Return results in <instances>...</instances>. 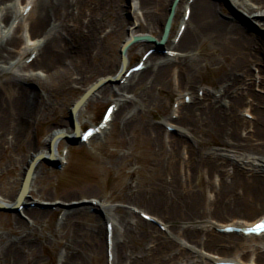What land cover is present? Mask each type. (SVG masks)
Returning a JSON list of instances; mask_svg holds the SVG:
<instances>
[{
    "label": "bare ground",
    "instance_id": "1",
    "mask_svg": "<svg viewBox=\"0 0 264 264\" xmlns=\"http://www.w3.org/2000/svg\"><path fill=\"white\" fill-rule=\"evenodd\" d=\"M10 1L0 0L1 169L7 170L8 168H5L2 159L8 158L6 163H15L23 155L28 154L34 144L32 135L36 122L47 123L50 135L41 144L42 151L30 157L23 179L29 166L39 155L47 158L53 154L54 160L66 163L60 157L59 146L62 140H66L65 137L74 139L77 132L74 130L71 115L68 119L71 130L67 127V121H62L54 116L56 111L51 106V98L54 95L66 96L73 90L82 87L88 72L85 61L86 50L89 47H95L93 60L97 61L96 64L104 72L110 71L111 64L106 65L104 61L109 58L106 49L109 45L112 46L110 44L111 39L119 40L120 37L126 34L125 44L132 38L146 36H143L142 32L150 34L148 36L152 38L159 32L162 38L165 32L164 23L169 19L172 12L170 36L173 24L180 19L179 8L184 6L183 13L185 14L186 10L189 9L190 18L186 22L183 20L182 25L186 28L177 42L166 41L162 46L163 48L157 47L150 40L144 41L141 39L138 42L131 43L124 54L125 61L120 52L119 64L122 66L119 69L120 65H118L113 77L119 75V79L124 77L121 72L129 70L131 48H137L140 44L150 43L161 51H165V45L168 44L172 47V49H168V52L176 54L167 55L162 53V62H159L160 58L154 52L149 54L144 62V70L140 73H132L129 78H124L123 84H118L119 93L122 92L121 95L114 91L111 93L109 88L113 82H106L92 93L88 98V102L93 101L94 95L98 91L100 95L105 97L111 96L112 98L116 96L119 98V100H116L117 103L115 102L117 112L122 113L129 109L128 103L131 99L130 95L123 94V91L136 86L142 91L143 97H147L150 104L157 103L161 106V102L152 96V90L160 91L162 86L170 87L171 84L175 83V69H178L176 80L178 89L186 87L194 90L198 86L195 74L200 70V60L195 57V52L198 49L208 50L207 53L210 55L211 63L217 69L218 74V87L214 88V95L208 90H204L202 96L192 94L189 103H178V110L174 113L178 116L177 118L171 117V124L168 123L167 125L173 126L172 132L178 131L182 136L194 139L199 145L204 142L212 143L214 137L223 142L226 151L238 153L242 150L245 153H250L249 155H243L238 160L233 159V155L230 154H220L215 151L207 153L206 156L208 157L205 162L209 173L205 182L210 185L211 191H215L217 196L222 195L223 198L224 196L228 198L231 208H248L257 215L240 227L253 226L263 220L261 213L264 212V142L262 141L259 147H255L251 135L243 139H238V135L240 129L253 125V121L240 116V110L243 107L248 111L251 108L247 106L248 94H254L257 101L264 103V97L257 94L259 90L262 91L261 86L253 81L254 77L258 78L259 81L262 80L261 84L264 85V72H262L264 68V35L249 33L237 21L219 20L216 12L222 6L211 0H193L192 2L181 0V5L178 4L179 0H132L131 9L134 10V21L131 23L123 17L125 13L124 0H24L21 3L23 8H18L17 2L9 4ZM230 3L241 14H245L249 18V23H256L264 28V0H230ZM29 5H33V7L30 13L25 15L23 10ZM12 19L13 22L9 25ZM27 21L29 22L28 29L25 31L28 38L25 39L21 31L26 28L23 23ZM154 39L157 43L162 40L159 37ZM178 49L183 50V52L177 54ZM249 51L255 57L254 63L250 64L248 63V58L251 56ZM28 54L29 58L32 55L34 56L27 61L26 55ZM254 72L257 74L256 76H254ZM8 75L11 77L8 78ZM88 102L76 111L73 118L80 135L83 133L82 127L84 125L81 118L84 112L87 111ZM117 112L113 114V117ZM251 117L256 118L261 122V125H264V117L255 115ZM139 118L137 115H133L131 119L125 120L123 126L133 125ZM140 136L150 146L158 149L164 148L172 155L178 150L184 149L183 146L186 145L183 137L177 138L169 135L159 126H151L149 123L146 124L145 121H143ZM36 148H38V145L35 146ZM7 154L8 156L5 157ZM254 154L260 157L259 164L253 162L255 159L250 160V157ZM222 156L224 160L221 161L220 157ZM228 160L234 161L231 170L227 168ZM42 162L39 161L33 169L32 184L36 178L38 166ZM179 172V170L174 172L173 184L167 188L171 192L169 197L164 194L163 199H161L162 197L160 199L162 204L168 206L170 212L166 218L175 222L169 236L172 235L192 241L204 231L199 228L196 229L193 225L183 231L179 230L177 221L174 220L181 218L192 222L196 214L200 212L199 210L202 209V202L200 197L195 196L189 188L176 185V177L180 175ZM215 174L218 177L217 183L212 181ZM198 180H200V174L197 177ZM32 184L29 193L21 199L19 205L33 192ZM165 187H167L166 184H161L159 181L155 193L162 196ZM72 196L73 194L69 193L63 195L60 199L68 202L74 199ZM17 198L13 199L10 204L0 199V203L10 208L17 205ZM100 206L104 211V216L111 210L110 207H107L108 210H106V207L102 204ZM91 207L92 205L88 207L79 205L78 207H69V209L59 207L63 211L62 221L54 230L53 236L60 241L64 239L60 245V248H63L61 264H69L71 257L75 258L83 252L86 253L81 244L79 245L80 232L78 233L77 229L80 226L77 217ZM22 214L27 217V223L20 220L19 217H11L9 220L11 224L9 231L13 233L15 239L4 240L0 236V262H5L3 264H23V257L34 252L35 243L29 237L33 230L30 228L38 224L36 222H43L47 215L45 212L34 209L23 210ZM107 218H110L109 215ZM151 218L157 220L154 216ZM134 219L135 217L127 212L119 216L117 224L111 223L113 226L112 235L114 236V259L111 264H121L127 258L126 244H124L125 242H116V233L119 224L122 225L127 222L126 225L129 223L128 221ZM108 220L110 221L106 218L104 220L105 245L107 241L106 222L108 224ZM139 222L149 230L146 237L153 238L159 244L160 249L164 250V248L173 246L172 240L166 241L162 233L156 232L151 222H145L144 220ZM127 232L128 225L124 228V234ZM101 233V226H99L96 229V234L101 235ZM204 234L206 242L202 245L206 249L216 250L218 246L226 245L234 251L255 253L260 261L257 264H264V235L245 237L237 232L235 234H217L211 232V230L204 232ZM124 237L126 238V235ZM190 250L191 253L180 250L178 259H187L193 253L198 258L196 264H210V262L214 264L216 262V259L210 260L209 253L195 251L194 249ZM155 252L156 254L152 258L146 256L138 262L134 260L132 264H169V261H175L177 258L176 256L165 262L159 260L162 252ZM227 260L229 259H220V261ZM239 263L246 264L241 261ZM247 264H256V262L251 260Z\"/></svg>",
    "mask_w": 264,
    "mask_h": 264
},
{
    "label": "rangeland",
    "instance_id": "2",
    "mask_svg": "<svg viewBox=\"0 0 264 264\" xmlns=\"http://www.w3.org/2000/svg\"><path fill=\"white\" fill-rule=\"evenodd\" d=\"M24 0H11L9 4L18 3V8H23L21 3ZM32 1V0H30ZM34 1V0H33ZM125 1V13L124 19L133 22V11L131 9L132 0ZM192 2L193 0H188ZM222 8H218L216 15L221 21L231 20L237 21L243 25L247 31L253 35H264V28H261L258 24L249 23V18L245 14H241L236 7H233L230 0H211ZM178 4L181 5V0ZM24 6V5H23ZM181 7V6H180ZM179 8V7H178ZM21 11L23 9H20ZM183 11L184 6L179 8L180 19L176 20L173 24V29L168 38L169 41L177 40V32L183 23ZM168 19V18H167ZM13 22L10 20L9 25ZM164 23V26L166 25ZM28 21L23 23L26 28L21 31L25 39L28 38L26 33L28 29ZM26 30V31H25ZM19 33V34H21ZM141 34H146L142 32ZM159 37L161 34L157 32L153 36ZM126 34L119 38V40L111 39V45L106 49L108 51V59H105L106 65L111 64L110 71L104 72L96 64L97 61L93 60L95 51L93 46L89 47L85 54L86 68L88 72L85 77V82L82 87H79L73 92L68 93L66 96L59 97L53 96L51 98V106L55 109L57 119L67 121V127L71 130L70 110L73 105L79 101L85 92L92 87L101 77L108 76L109 78H115L113 75L116 73V68L120 65V52L121 47L126 41ZM99 42V41H98ZM137 48H131L130 64L128 68L135 65L143 54L150 49L154 50L157 57L160 58L159 62H162L163 54H171L168 49H172L168 44L165 45L166 53L157 50L154 45L150 43H143ZM26 45V44H25ZM30 46V44H28ZM183 50L178 49V53H182ZM208 50L198 49L195 52V57L200 60V70L196 73V84L198 85L194 90L192 88H180L176 86L177 72L175 69L176 79L175 83L170 87H161L160 91L152 90L151 94L157 100L161 102V106L157 103L150 104L147 97H143L142 91L136 86H132L131 89H126L123 94L130 95V102L126 111L117 112L113 117V121L109 125L104 135L95 136L90 143L79 144L72 146L67 140H62L59 146V154L62 160L66 163L59 169L53 165L42 162L37 169L36 178L33 180L32 193H30L25 201L21 204V208L17 205H13L14 208L10 212H0V236L4 240L15 239L13 233L9 231L11 224L9 220L11 217H19L27 223V217L22 214L23 210L29 211L34 209L47 213L45 220L41 223L36 222L35 226H31L30 239L35 243L34 252L30 255L23 257V264H61L63 248H60L61 241L53 236L54 230L57 229L58 224L62 221L63 211L60 209L69 207H78L79 205L91 206L87 211L82 212L77 218L79 221V228L77 229L80 236L78 239L79 245L86 250L81 255H77L75 258L69 260V264H111L108 262L107 245H105V218L110 219L112 223L117 224V220L122 213L129 212L135 219L128 221V232L124 234L125 223L119 224L118 232L116 233V242L126 244L127 258L121 264H132V262L140 261L146 256L153 257L156 254L155 251L162 252L159 260L168 261L172 258H176L175 261H169V264H196L198 262L197 255L188 256L187 259H178L180 250H184L187 253H191L190 249L195 251L209 253L210 260L216 259H229L235 262L250 263L255 261L256 264L260 263L256 254L252 252H241L239 250H233L226 245H220L216 250H208L202 244L206 242L204 232L211 230L213 233H219L218 229L225 227L226 225L242 226L246 221H251L257 216L251 209L244 208H231L230 201L222 195L217 196L215 191H211V187L205 181H207L208 166L205 160L208 156L207 153L215 151L220 154L233 155V159H241L243 155H249L250 153L241 152H229L224 150L223 142L216 138H212V143L204 142L199 145L194 139H190L182 136L177 132H170L168 128L173 129L171 124V117L177 118L178 115L174 114L178 110V103L185 102L184 96L188 98L193 95L202 96L204 90H208L214 95V88L218 87L217 69L213 67L208 55ZM250 52V51H249ZM176 54V53H173ZM248 58V63H254L255 57L253 53ZM246 56V55H245ZM31 57V56H30ZM29 59V54L26 55V60ZM158 62V63H159ZM264 72V68L262 69ZM264 74V73H263ZM117 75V74H116ZM254 72V76H256ZM11 76L8 75V78ZM254 82L261 86L262 91H258L264 97V85L262 80L254 77ZM108 85V84H106ZM111 93H119V86L117 83H112ZM99 92V91H98ZM96 92L93 101H89L87 104V111L84 112L81 118L85 127L94 126L99 123L101 116L105 111V108L112 103H115L119 98L108 96H102ZM122 93V92H121ZM119 93V95H121ZM201 93V94H200ZM125 99V98H123ZM122 100V99H121ZM247 102V101H246ZM117 103V102H116ZM248 109L244 107L240 110V116L249 121H253L252 126H245L239 131L238 139L251 135L255 147H259L264 142V125L256 118L251 117L255 115L257 117H264V103L257 101L254 94H248ZM248 113H247V111ZM133 115L140 117L135 124L124 127L125 120L131 119ZM250 116V118L248 117ZM143 121L149 123V125L159 126L165 133L173 135L177 138H184V149L178 150L173 155L166 149H158L150 146L140 136L141 128L143 127ZM32 140L34 142L32 148L28 151L26 156H22L18 162L11 163L8 158L2 159L5 168H0V199L2 201L11 203L13 199L19 196L21 185L23 183V176L25 170L30 162L29 159L32 155L42 151L41 144L50 135V131L47 123L36 122L33 128ZM54 132V131H52ZM38 148L35 149V146ZM197 151V152H196ZM8 156L5 155V157ZM224 160V157H220V160ZM255 164H259L260 157L255 154L250 157V160ZM257 160V161H256ZM234 161L228 160V170L232 169ZM232 165V166H231ZM173 170V172H172ZM179 170L180 175H177V184L189 188L194 192L195 196L200 197L202 202V209H200L195 219L192 222L184 219H176L179 230H185L187 227L193 225L196 229H202L204 231L201 235H198L195 239L186 240L184 238H177L169 234L173 227V220L167 219L166 216L169 212L168 206L162 204L161 199L165 196L169 197L171 193L168 186L173 184L175 179V173ZM200 174V180L197 181V177ZM218 177L213 175L212 181L218 182ZM166 184L164 193L156 194L157 183ZM186 185V186H185ZM212 186V184H211ZM210 187V188H207ZM207 188V189H206ZM73 194V200L64 201L60 199L63 195ZM76 194V195H75ZM43 195L42 197H40ZM162 197V198H161ZM161 198V199H160ZM16 202V201H15ZM14 202V203H15ZM104 205L106 210L110 207L108 214L104 216V211L100 205ZM60 207V208H59ZM108 207V208H107ZM205 207V209H203ZM139 213L148 214L151 217L154 216L155 223L154 228L156 232H160L164 235L165 240H172L173 246L159 248V244L151 237H146L149 230L146 229L144 224L140 223V220H144ZM254 213V215H253ZM109 215L110 218H107ZM264 212L261 213V216ZM179 217V216H178ZM177 217V218H178ZM139 220V221H138ZM109 221V220H108ZM145 221V220H144ZM137 222V223H136ZM146 222V221H145ZM107 223V222H106ZM101 226V235L96 234V229ZM81 229V230H80ZM177 229V230H178ZM126 235V238L124 237ZM198 242V243H197ZM197 243V244H196ZM201 243V244H200ZM183 244V245H182ZM185 246V248H184ZM187 247V248H186ZM76 254V253H75ZM210 260H208L210 262ZM5 263V262H3ZM0 262V264H3ZM212 264V262H210Z\"/></svg>",
    "mask_w": 264,
    "mask_h": 264
},
{
    "label": "water",
    "instance_id": "3",
    "mask_svg": "<svg viewBox=\"0 0 264 264\" xmlns=\"http://www.w3.org/2000/svg\"><path fill=\"white\" fill-rule=\"evenodd\" d=\"M171 16H172V12H171V15L169 16V19L167 21V24L165 26V32L162 36V40L160 42H156V40L150 36H144V37H136V38H132V40H129V42L125 43L122 47H121V53H122V58L124 59V54L127 50V48L129 47V45L133 42H138V40H150L151 42L155 43L157 45V47H162L163 44L166 42L167 40V35H168V32L170 30V22H171ZM163 48V47H162ZM125 61V59H124ZM119 80V79H118ZM111 82L114 80L110 79V78H102L97 84L93 85L92 88L89 89V91L83 95V97L77 102L74 104L73 108L70 110V115H71V120L73 121V125H74V130H76V136L74 139H70L69 137H65L66 140H68V142L72 145V146H75V145H78L80 143V133H79V130H78V126L75 122V120L73 119L74 118V114L76 113V111H78V109L80 107L83 106V104H85L87 101H88V98L92 95V93L99 87L101 86L103 83L105 82ZM117 81V80H116ZM62 137V136H61ZM39 161H43L44 163H48L49 165H53L55 167H57V161L53 159V154L50 156V157H45V156H42V155H39L37 156L34 160H33V163L29 166L28 168V172L27 174L25 175L24 179H23V183L21 185V189H20V193H19V196L17 198V205H19L21 203V199L27 195L29 193V188H30V185L32 184V177H33V169L34 167L36 166V164L39 162ZM11 210H13V206H11L10 208L6 207L5 205H3L2 203H0V212L3 211V212H10Z\"/></svg>",
    "mask_w": 264,
    "mask_h": 264
},
{
    "label": "snow or ice",
    "instance_id": "4",
    "mask_svg": "<svg viewBox=\"0 0 264 264\" xmlns=\"http://www.w3.org/2000/svg\"><path fill=\"white\" fill-rule=\"evenodd\" d=\"M252 230L257 232L264 231V221H261L260 224L256 225Z\"/></svg>",
    "mask_w": 264,
    "mask_h": 264
}]
</instances>
